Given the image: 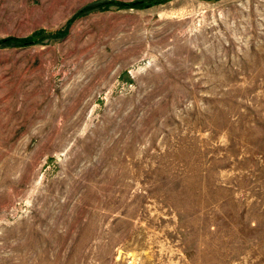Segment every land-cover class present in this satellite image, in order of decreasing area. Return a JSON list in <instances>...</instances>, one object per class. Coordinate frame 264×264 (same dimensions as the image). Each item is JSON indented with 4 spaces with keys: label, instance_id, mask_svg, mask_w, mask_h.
Instances as JSON below:
<instances>
[{
    "label": "rangeland",
    "instance_id": "1",
    "mask_svg": "<svg viewBox=\"0 0 264 264\" xmlns=\"http://www.w3.org/2000/svg\"><path fill=\"white\" fill-rule=\"evenodd\" d=\"M113 1L0 0V264H264V0Z\"/></svg>",
    "mask_w": 264,
    "mask_h": 264
},
{
    "label": "trees",
    "instance_id": "2",
    "mask_svg": "<svg viewBox=\"0 0 264 264\" xmlns=\"http://www.w3.org/2000/svg\"><path fill=\"white\" fill-rule=\"evenodd\" d=\"M114 3H117L118 5H122V6H135L137 4H141L143 2H145V0H138L135 2H122V1H113ZM11 42H20V43H27L29 42V39L27 38H23V39H15V38H4V39H0V44L2 43H11Z\"/></svg>",
    "mask_w": 264,
    "mask_h": 264
}]
</instances>
